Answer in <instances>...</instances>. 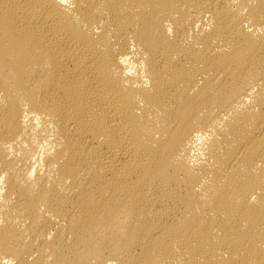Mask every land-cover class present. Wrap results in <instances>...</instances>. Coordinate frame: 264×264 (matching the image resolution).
I'll list each match as a JSON object with an SVG mask.
<instances>
[{
    "label": "bare ground",
    "instance_id": "bare-ground-1",
    "mask_svg": "<svg viewBox=\"0 0 264 264\" xmlns=\"http://www.w3.org/2000/svg\"><path fill=\"white\" fill-rule=\"evenodd\" d=\"M0 264H264V0H0Z\"/></svg>",
    "mask_w": 264,
    "mask_h": 264
}]
</instances>
